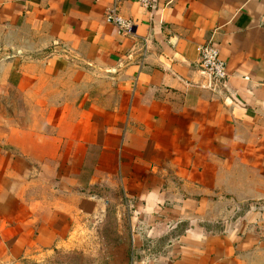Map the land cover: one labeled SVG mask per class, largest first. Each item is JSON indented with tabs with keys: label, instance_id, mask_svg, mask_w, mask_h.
Returning a JSON list of instances; mask_svg holds the SVG:
<instances>
[{
	"label": "crops",
	"instance_id": "crops-1",
	"mask_svg": "<svg viewBox=\"0 0 264 264\" xmlns=\"http://www.w3.org/2000/svg\"><path fill=\"white\" fill-rule=\"evenodd\" d=\"M112 2L0 0V264H264V0Z\"/></svg>",
	"mask_w": 264,
	"mask_h": 264
},
{
	"label": "built area",
	"instance_id": "built-area-1",
	"mask_svg": "<svg viewBox=\"0 0 264 264\" xmlns=\"http://www.w3.org/2000/svg\"><path fill=\"white\" fill-rule=\"evenodd\" d=\"M146 9H153L155 0H136ZM123 0H113L112 5L106 10L105 19L113 24L118 32L126 36H135L136 22L133 18L124 16L121 13L120 5ZM141 55L145 58L148 51V40L142 39ZM201 65L204 72L213 77L225 80L228 77V67L225 60L221 57L220 49L215 44L200 46L198 48Z\"/></svg>",
	"mask_w": 264,
	"mask_h": 264
}]
</instances>
